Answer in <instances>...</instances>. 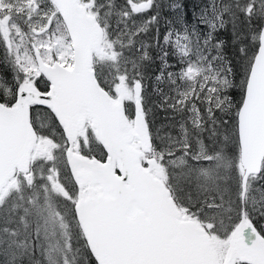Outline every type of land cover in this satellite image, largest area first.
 <instances>
[{"label": "snow or ice", "instance_id": "obj_1", "mask_svg": "<svg viewBox=\"0 0 264 264\" xmlns=\"http://www.w3.org/2000/svg\"><path fill=\"white\" fill-rule=\"evenodd\" d=\"M0 264H264V0H0Z\"/></svg>", "mask_w": 264, "mask_h": 264}]
</instances>
